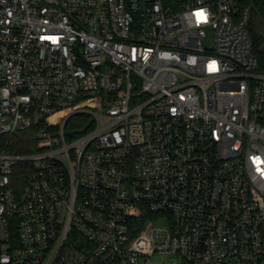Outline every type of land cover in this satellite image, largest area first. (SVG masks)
I'll list each match as a JSON object with an SVG mask.
<instances>
[{"label": "built area", "instance_id": "built-area-1", "mask_svg": "<svg viewBox=\"0 0 264 264\" xmlns=\"http://www.w3.org/2000/svg\"><path fill=\"white\" fill-rule=\"evenodd\" d=\"M253 4L0 0V264H264Z\"/></svg>", "mask_w": 264, "mask_h": 264}, {"label": "trees", "instance_id": "trees-1", "mask_svg": "<svg viewBox=\"0 0 264 264\" xmlns=\"http://www.w3.org/2000/svg\"><path fill=\"white\" fill-rule=\"evenodd\" d=\"M249 31L253 41V51L256 54L259 67L264 70V0H254L252 14L249 22ZM34 128L12 135H0V146L8 141L9 148L14 151H27L30 149Z\"/></svg>", "mask_w": 264, "mask_h": 264}, {"label": "rangeland", "instance_id": "rangeland-1", "mask_svg": "<svg viewBox=\"0 0 264 264\" xmlns=\"http://www.w3.org/2000/svg\"><path fill=\"white\" fill-rule=\"evenodd\" d=\"M155 261H157L159 264H162L163 263V260H162V257L161 256H155Z\"/></svg>", "mask_w": 264, "mask_h": 264}, {"label": "snow or ice", "instance_id": "snow-or-ice-1", "mask_svg": "<svg viewBox=\"0 0 264 264\" xmlns=\"http://www.w3.org/2000/svg\"><path fill=\"white\" fill-rule=\"evenodd\" d=\"M197 15H198V16H203L204 14H203V13H198Z\"/></svg>", "mask_w": 264, "mask_h": 264}]
</instances>
